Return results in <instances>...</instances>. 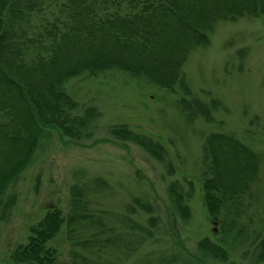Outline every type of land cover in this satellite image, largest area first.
<instances>
[{
    "label": "trees",
    "instance_id": "16d2710c",
    "mask_svg": "<svg viewBox=\"0 0 264 264\" xmlns=\"http://www.w3.org/2000/svg\"><path fill=\"white\" fill-rule=\"evenodd\" d=\"M245 17L264 18V0H0V221L17 203L10 188L51 130L77 141L93 136L100 112L96 107L81 111L66 89L71 79L110 71L144 78L171 92L180 89L185 97L179 106L188 122H212L216 101L207 104L194 96L185 66L194 51L209 46L220 22ZM109 133L159 161L167 155L163 144L127 123L111 126ZM202 151L204 203L225 238L200 241L197 261L234 264L225 239L240 241L252 229L254 202L264 194V155L223 132L209 134ZM95 182L106 185L101 178ZM170 189L177 210L189 219L190 196L176 184ZM86 198L74 185L67 217L54 209L34 225L29 242L13 255L15 264H62L49 244L64 224L70 240L82 226L98 228L94 241L109 244L102 238L108 231L103 215L92 213ZM261 234L259 263L264 262ZM96 258L83 255L77 264H101Z\"/></svg>",
    "mask_w": 264,
    "mask_h": 264
},
{
    "label": "rangeland",
    "instance_id": "374dc122",
    "mask_svg": "<svg viewBox=\"0 0 264 264\" xmlns=\"http://www.w3.org/2000/svg\"><path fill=\"white\" fill-rule=\"evenodd\" d=\"M185 72L194 96L207 104L216 101L212 122L187 121L180 89L171 92L120 71L85 74L67 83L82 112L87 107L100 112L93 136L77 141L53 129L42 141L32 164L10 188L17 203L0 221V264H15V251L50 211L59 209L67 217L74 185L84 190L89 210L103 215L108 231L102 238L110 243L95 242L99 229L82 226L70 240L64 224L49 244L59 263L77 264L83 255H93L101 264H200V241L225 238L203 199L205 138L213 132L233 134L264 155V18L220 22L209 46L190 56ZM122 123L163 144L165 159L114 140L109 130ZM97 178L106 185L96 186ZM262 178L263 184L264 172ZM173 184L190 196L189 219L175 206ZM254 205L252 229L240 241L225 239L234 264H264L256 261L257 237L264 236V194ZM202 264L230 263L209 259Z\"/></svg>",
    "mask_w": 264,
    "mask_h": 264
}]
</instances>
